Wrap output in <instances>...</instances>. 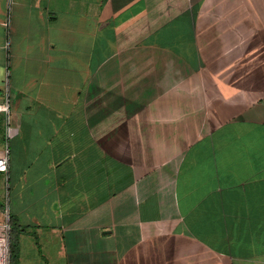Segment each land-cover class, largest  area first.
I'll return each mask as SVG.
<instances>
[{
	"label": "crops",
	"instance_id": "crops-1",
	"mask_svg": "<svg viewBox=\"0 0 264 264\" xmlns=\"http://www.w3.org/2000/svg\"><path fill=\"white\" fill-rule=\"evenodd\" d=\"M6 100L19 264H264V0H0Z\"/></svg>",
	"mask_w": 264,
	"mask_h": 264
},
{
	"label": "built area",
	"instance_id": "built-area-1",
	"mask_svg": "<svg viewBox=\"0 0 264 264\" xmlns=\"http://www.w3.org/2000/svg\"><path fill=\"white\" fill-rule=\"evenodd\" d=\"M0 112H5L9 117V101L0 102ZM14 131L12 126L7 127V134L11 135ZM10 161V151L6 145L0 148V172H8ZM0 264H10V223L9 214L6 212L3 221H0Z\"/></svg>",
	"mask_w": 264,
	"mask_h": 264
},
{
	"label": "trees",
	"instance_id": "trees-1",
	"mask_svg": "<svg viewBox=\"0 0 264 264\" xmlns=\"http://www.w3.org/2000/svg\"><path fill=\"white\" fill-rule=\"evenodd\" d=\"M10 223V264L20 262V235L26 231L27 227L18 223L17 219L11 214Z\"/></svg>",
	"mask_w": 264,
	"mask_h": 264
},
{
	"label": "rangeland",
	"instance_id": "rangeland-1",
	"mask_svg": "<svg viewBox=\"0 0 264 264\" xmlns=\"http://www.w3.org/2000/svg\"><path fill=\"white\" fill-rule=\"evenodd\" d=\"M9 201L8 193H7V180L4 174H0V205H7ZM6 215V211H0V221H3V218Z\"/></svg>",
	"mask_w": 264,
	"mask_h": 264
}]
</instances>
